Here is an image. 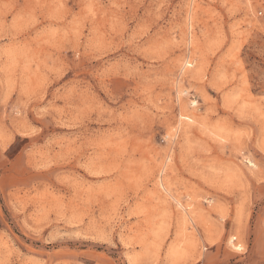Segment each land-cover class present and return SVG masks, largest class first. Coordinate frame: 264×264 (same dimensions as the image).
<instances>
[{"label":"rangeland","instance_id":"rangeland-1","mask_svg":"<svg viewBox=\"0 0 264 264\" xmlns=\"http://www.w3.org/2000/svg\"><path fill=\"white\" fill-rule=\"evenodd\" d=\"M0 264H264V0H0Z\"/></svg>","mask_w":264,"mask_h":264},{"label":"bare ground","instance_id":"bare-ground-1","mask_svg":"<svg viewBox=\"0 0 264 264\" xmlns=\"http://www.w3.org/2000/svg\"><path fill=\"white\" fill-rule=\"evenodd\" d=\"M254 166V165H253Z\"/></svg>","mask_w":264,"mask_h":264}]
</instances>
